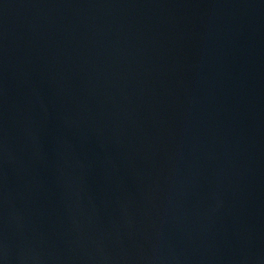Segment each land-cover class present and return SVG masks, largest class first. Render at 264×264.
<instances>
[{"label":"water","instance_id":"95a60500","mask_svg":"<svg viewBox=\"0 0 264 264\" xmlns=\"http://www.w3.org/2000/svg\"><path fill=\"white\" fill-rule=\"evenodd\" d=\"M0 264H264V0H0Z\"/></svg>","mask_w":264,"mask_h":264}]
</instances>
